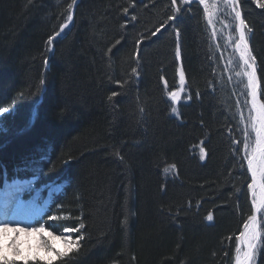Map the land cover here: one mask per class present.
I'll use <instances>...</instances> for the list:
<instances>
[{
	"label": "trees",
	"instance_id": "1",
	"mask_svg": "<svg viewBox=\"0 0 264 264\" xmlns=\"http://www.w3.org/2000/svg\"><path fill=\"white\" fill-rule=\"evenodd\" d=\"M70 3L0 0V182L52 188L55 232L85 225L79 247L53 264H233L251 205L235 151L245 89L228 80L202 5L169 20L170 0H77L48 44ZM241 11L264 77V9L243 0ZM179 66L187 99L177 117L164 80L175 90Z\"/></svg>",
	"mask_w": 264,
	"mask_h": 264
},
{
	"label": "snow or ice",
	"instance_id": "2",
	"mask_svg": "<svg viewBox=\"0 0 264 264\" xmlns=\"http://www.w3.org/2000/svg\"><path fill=\"white\" fill-rule=\"evenodd\" d=\"M172 15L168 17L169 20H173L177 15L184 10V7L190 6L196 3L197 0H170ZM252 2L260 9H264V0H252ZM77 0H71L68 5V14L66 17V22L60 25V31L55 32L54 35H50L48 38V44H52L56 36H59L61 32L68 27L67 21L73 19L71 14V9L76 5ZM243 0H223V5L225 9H230V14L232 15L235 23V27L229 32L226 40L228 44L232 46L233 55H237L238 58L233 60L230 55L226 61L225 71L229 73L235 72V77L239 78V83L244 85L245 91L241 93L244 97L243 101L237 98L236 105L241 109L238 113L240 117V124L244 127L241 129L242 139L236 141V153H243L241 156V167L243 168L244 162L246 161V172L250 173L251 182L247 183V189L251 193V205L250 214L243 221V228L237 237L236 246V264H257V257L260 254L262 248H264V89L261 88V82L264 77H258V65L257 58L253 54L254 49L250 47L249 44V34L252 32V28L246 23L245 17L242 15L241 4ZM198 4L203 6V13L207 19V26L211 29V37L213 40L219 38L218 30L216 28V23L220 22L222 28L220 29V34L229 28L228 24H224L223 21H218V3L217 0H198ZM184 6V7H182ZM124 13L127 14L129 9L125 7L123 9ZM137 18L135 15L131 17L132 21ZM164 27L161 24L151 32V35L155 36L160 29ZM233 33L237 35L233 36ZM177 43L175 57L177 60L181 57V45L179 42L180 32L176 31ZM119 43V41H117ZM216 48L220 49L221 45L216 44ZM111 51V49H109ZM220 59H223V53H221ZM239 68V71H235V68ZM137 69L132 68V73H136ZM179 75V88L176 90H168V83L164 80L165 90L167 91V96L171 101V112L177 117L180 115L177 107L175 106L177 102L180 101L181 93L185 91L186 81L185 72L183 68L178 69ZM232 76L229 75L228 80H232ZM163 80V77H161ZM43 83V81H41ZM117 95L116 92L109 96V100ZM247 109V116L244 115L243 109ZM239 127V124L237 125ZM242 145V147H241ZM201 159L205 156V150L202 147L200 149ZM165 174L175 175L176 165L170 164L164 169ZM56 219V217H53ZM208 221L213 220L212 212H209L206 216ZM85 225L81 222L79 227H65L64 232L71 237L73 232H80L84 229ZM8 230V224L5 223L0 226V262L2 264H16L17 261H23L24 264H28V260L35 259V256H29L22 250L21 242L18 236H14L9 242H5L4 233ZM36 232H42L44 226L41 225L40 228L34 229ZM13 232L18 233L23 231V229L13 228ZM83 239V236H79L76 240L64 239V243L74 244L79 247V240ZM42 247L48 252H55L56 257H63L67 255V251L64 253L56 252L54 248L48 243L47 240H42ZM72 249H69L71 251ZM41 260L45 257L41 256ZM47 264H53V258H47Z\"/></svg>",
	"mask_w": 264,
	"mask_h": 264
},
{
	"label": "rangeland",
	"instance_id": "3",
	"mask_svg": "<svg viewBox=\"0 0 264 264\" xmlns=\"http://www.w3.org/2000/svg\"><path fill=\"white\" fill-rule=\"evenodd\" d=\"M210 3H211V0H210ZM217 3H218V16H217V20L218 21H223L224 24H228L229 25V28L225 29L222 34H220V29L222 28V24L220 22H217L216 23V28L218 30V35H219V38L217 40H213L212 38V41H213V46H214V50H215V53L218 55V57L220 58L221 56V53H223V59H220L221 63H222V66L226 67V61L228 60L229 56L231 55L233 60H236L238 58L237 55H233V49H232V46L230 44H228L227 40H226V37L228 36L229 32L232 31V29L235 27V21L232 17V15L230 14V9H225L224 5H223V0H217ZM203 7V6H202ZM207 20V19H206ZM210 32H211V29H210ZM237 35L236 33H233V36ZM219 43L221 45V48L220 49H217L216 48V44ZM232 67L235 68V65H233ZM181 67L179 66V69ZM225 71V70H224ZM235 71H239V68H235ZM227 76L229 77V75H231L233 78L232 80L234 79L236 82L239 83V78L235 77V72H231L229 73L228 71H225ZM179 88V77H178V85L176 87V89ZM175 89V90H176ZM244 89V87H243ZM187 99V96H186V90L184 92L181 93V98H180V101L177 102V104L175 105L176 107L178 106V104L183 101V100H186ZM7 112L6 110L1 112L2 113H5ZM243 112H244V115L247 116V109H243ZM246 163V161H245ZM16 179L20 180V181H23V182H20V183H23V185L25 184V188H31V189H34L33 191V194H32V197L33 198H37L39 197V199L41 198L42 201H43V213H48L50 212V210L52 209L51 208V204H50V195L53 191L52 188H49V189H44V188H39L35 185V183L33 182V179H29V178H21V177H17ZM9 180V179H8ZM15 181L13 180L12 182L10 183H14ZM32 187H35V188H32ZM41 190H43V195L40 194ZM42 220L44 221V224H40L44 226V238L42 240H47L48 243L52 246V248H54L56 250V252H61V253H64L68 250L69 247H71L72 244H68L66 245L64 243V239H71V240H74V234L75 232H73L71 234V237L68 236V234H66L63 231H61L60 233L59 232H55L53 229L49 228L48 227V219L46 218V216H41ZM40 223V222H39ZM39 245H33V246H29L27 248H23L22 250L24 251V253L26 255H29L30 257L31 256H35L37 258H40L41 256L45 257L44 260H47V258L51 257V258H54L55 256V252H48L46 249H44L42 247V242L41 243H38ZM236 254V253H235ZM1 263V262H0Z\"/></svg>",
	"mask_w": 264,
	"mask_h": 264
},
{
	"label": "bare ground",
	"instance_id": "4",
	"mask_svg": "<svg viewBox=\"0 0 264 264\" xmlns=\"http://www.w3.org/2000/svg\"><path fill=\"white\" fill-rule=\"evenodd\" d=\"M247 166V165H246ZM15 181L14 183H10L12 181ZM23 181H20L18 179H12V180H4L0 182V226L7 223L8 224V230L6 233H4V240L5 242H9L14 236H18L19 241L21 242L22 249L31 247L33 245H39L38 243L42 242V239L44 238L45 234L44 231L42 232H36L34 229L40 228V224H44V221L42 218L39 220V224H36V222H32L27 217L26 219L20 218V214L22 213V209L24 205L27 203H30V201L37 202L39 200V197L36 199L32 197L33 190L31 188H25V184L20 183ZM23 188L24 194L23 198L18 200L15 199V195L18 193V191H15L13 193V190L16 188ZM35 188V187H32ZM43 193V190H41L40 194ZM43 195V194H42ZM41 199V198H40ZM42 200V199H41ZM15 206V212L10 217L11 212V206ZM23 204V206H22ZM41 205V204H40ZM27 213L32 212L27 210ZM7 217H10L9 219ZM38 223V222H37ZM13 228H19L23 229V231H20L18 233H15L12 231ZM243 228V227H242ZM236 257V254H235ZM234 257L233 264H236V260Z\"/></svg>",
	"mask_w": 264,
	"mask_h": 264
},
{
	"label": "water",
	"instance_id": "5",
	"mask_svg": "<svg viewBox=\"0 0 264 264\" xmlns=\"http://www.w3.org/2000/svg\"><path fill=\"white\" fill-rule=\"evenodd\" d=\"M197 3H198V0H197ZM71 22H72V20H71V21H68V22H67V23H68V25H69ZM62 32H63V31H62ZM62 32H61V33H62Z\"/></svg>",
	"mask_w": 264,
	"mask_h": 264
}]
</instances>
